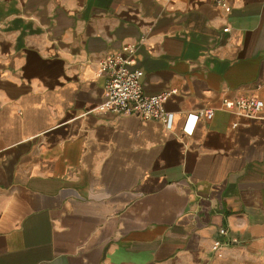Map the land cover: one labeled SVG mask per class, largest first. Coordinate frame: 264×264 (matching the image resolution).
I'll return each mask as SVG.
<instances>
[{
    "label": "crops",
    "instance_id": "0c3cea01",
    "mask_svg": "<svg viewBox=\"0 0 264 264\" xmlns=\"http://www.w3.org/2000/svg\"><path fill=\"white\" fill-rule=\"evenodd\" d=\"M216 1L0 0V264H264V0ZM126 44L167 122L99 110Z\"/></svg>",
    "mask_w": 264,
    "mask_h": 264
},
{
    "label": "built area",
    "instance_id": "2783aa9c",
    "mask_svg": "<svg viewBox=\"0 0 264 264\" xmlns=\"http://www.w3.org/2000/svg\"><path fill=\"white\" fill-rule=\"evenodd\" d=\"M216 4L224 11H229L230 6L224 0H217ZM227 27L223 31H227ZM134 44L124 45L119 52L107 54L98 60V68L107 75L104 85V100L99 104V110L117 114H136L142 119H156L167 122V113L164 102L175 90H168L155 95L144 94L141 87L142 72L139 69H131ZM263 107L261 99L254 95H238L230 100L222 101L224 110L248 116L256 115ZM207 120L212 117L211 110H205L202 114ZM191 116V115H190ZM192 120L197 116H191ZM218 233H226L224 228H219ZM222 246L220 239H214L211 244L213 252L218 253Z\"/></svg>",
    "mask_w": 264,
    "mask_h": 264
}]
</instances>
